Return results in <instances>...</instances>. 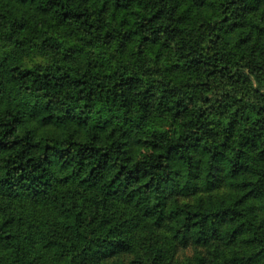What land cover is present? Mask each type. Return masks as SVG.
I'll return each instance as SVG.
<instances>
[{"label":"trees","instance_id":"obj_1","mask_svg":"<svg viewBox=\"0 0 264 264\" xmlns=\"http://www.w3.org/2000/svg\"><path fill=\"white\" fill-rule=\"evenodd\" d=\"M0 264H264V0H0Z\"/></svg>","mask_w":264,"mask_h":264},{"label":"rangeland","instance_id":"obj_2","mask_svg":"<svg viewBox=\"0 0 264 264\" xmlns=\"http://www.w3.org/2000/svg\"><path fill=\"white\" fill-rule=\"evenodd\" d=\"M32 58H33L34 60H35V59H36V60H37V59H38V60L40 59V57H39L37 54H36V55L34 54V55L32 56Z\"/></svg>","mask_w":264,"mask_h":264}]
</instances>
